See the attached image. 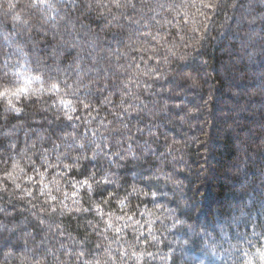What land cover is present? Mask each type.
I'll return each instance as SVG.
<instances>
[{"label":"trees","instance_id":"obj_1","mask_svg":"<svg viewBox=\"0 0 264 264\" xmlns=\"http://www.w3.org/2000/svg\"><path fill=\"white\" fill-rule=\"evenodd\" d=\"M5 90L0 264H264V0H0Z\"/></svg>","mask_w":264,"mask_h":264},{"label":"snow or ice","instance_id":"obj_2","mask_svg":"<svg viewBox=\"0 0 264 264\" xmlns=\"http://www.w3.org/2000/svg\"><path fill=\"white\" fill-rule=\"evenodd\" d=\"M205 6L206 7H212L211 4H206ZM53 87H55V85H53ZM18 91L19 92H26L27 90L25 88H20V89H18ZM0 95H7V90H5L4 92H0Z\"/></svg>","mask_w":264,"mask_h":264}]
</instances>
